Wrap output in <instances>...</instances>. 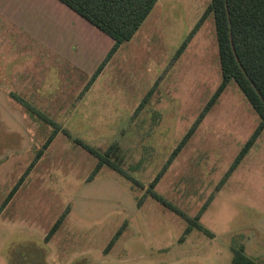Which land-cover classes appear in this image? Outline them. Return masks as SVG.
<instances>
[{"label":"rangeland","instance_id":"374dc122","mask_svg":"<svg viewBox=\"0 0 264 264\" xmlns=\"http://www.w3.org/2000/svg\"><path fill=\"white\" fill-rule=\"evenodd\" d=\"M209 2L157 0L84 91L113 40L75 12L70 27L63 3L0 0V204L52 131L12 94L96 148L116 141L147 186L221 81L212 13L174 58ZM258 123L230 80L155 186L190 216L214 192L199 219L213 237L182 241V218L107 167L88 180L96 158L58 132L0 212V264H231L239 245L264 264V129L214 191Z\"/></svg>","mask_w":264,"mask_h":264},{"label":"trees","instance_id":"16d2710c","mask_svg":"<svg viewBox=\"0 0 264 264\" xmlns=\"http://www.w3.org/2000/svg\"><path fill=\"white\" fill-rule=\"evenodd\" d=\"M59 1L113 40V44L109 51L106 53L102 62L98 65L93 75L85 85L83 89L84 91L90 87L92 82L109 62L119 46L133 37L157 2V0ZM211 13L214 19L219 64L221 69V81L187 131L171 150L166 161L149 181L147 186L135 179L130 172L124 168V158L121 152V147L116 141L111 142L105 149L96 148L81 138L72 136L66 128L62 127L54 119L46 116V114L42 111L32 107L19 96L12 94L17 101L23 103L33 114L38 116L40 119H43L45 123L49 124L52 127V131L48 134L41 147L37 149L24 172L16 180L5 198L2 200L0 204V212L11 200L15 192L25 180L26 176L41 158L45 150L49 147L57 133L61 131L69 137L73 143L79 145L96 158V164L94 165L88 180H91L102 167H107L117 172L139 188L145 189L146 196L158 201L167 210L182 218L187 225L180 237L181 241L184 240L185 236L194 228L200 230L207 236L213 237L214 234L209 229L204 227L199 222V219L212 201L214 192L206 198L196 214L194 216H190L155 190V186L159 180L196 131L206 114L216 103L218 97L224 91L230 80L235 81L245 99L252 106L255 113L259 117V123L235 155L231 164L216 184L214 191L219 190L224 185L226 180L239 165L264 129V0H210L209 4L191 28L186 38L178 46L174 54L175 59L178 58L184 51L190 39L202 25L207 16ZM155 86L156 82L145 94L138 106V109L144 105L148 97L152 94ZM67 214L68 208H66L51 225L45 235V241H48L59 229ZM122 228L123 226H121L114 233L105 248L106 251L111 248L120 236ZM231 264L257 263L252 258L247 256L245 254L244 247L239 245L233 249Z\"/></svg>","mask_w":264,"mask_h":264},{"label":"crops","instance_id":"0c3cea01","mask_svg":"<svg viewBox=\"0 0 264 264\" xmlns=\"http://www.w3.org/2000/svg\"><path fill=\"white\" fill-rule=\"evenodd\" d=\"M52 1H55V3H58L57 4V7L59 8L58 10H61L62 9V7L65 9V6H63V4H61V2L59 1V0H52ZM67 7V6H66ZM49 9H52V8H50L49 7ZM68 9H70L69 7H68ZM61 11H63V9L61 10ZM67 11V18H68V24H69V26L71 27V26H73V25H80V24H82V21L83 20H81L80 18H79V14L77 15V14H75L74 13V11L73 10H66ZM73 11V12H72ZM83 18V17H82ZM51 26H52V23H49ZM53 28H55V27H53ZM72 41V40H71Z\"/></svg>","mask_w":264,"mask_h":264}]
</instances>
